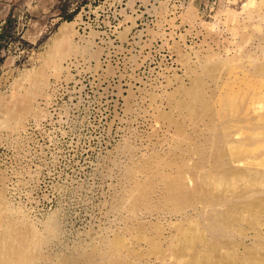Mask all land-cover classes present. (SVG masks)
Segmentation results:
<instances>
[{
    "label": "rangeland",
    "instance_id": "obj_1",
    "mask_svg": "<svg viewBox=\"0 0 264 264\" xmlns=\"http://www.w3.org/2000/svg\"><path fill=\"white\" fill-rule=\"evenodd\" d=\"M210 59L243 70L264 63V0H0V196L9 216L37 229L39 264L116 232L128 263L172 260L182 217L162 202L163 182L136 209L125 194L146 181L145 160L198 159L176 145V122L200 143L205 121L185 118L173 100L199 74L207 94L219 92L228 73H202ZM206 209L184 212L197 219ZM138 232L157 239L164 258ZM257 234L243 224L222 250L242 253Z\"/></svg>",
    "mask_w": 264,
    "mask_h": 264
},
{
    "label": "bare ground",
    "instance_id": "obj_2",
    "mask_svg": "<svg viewBox=\"0 0 264 264\" xmlns=\"http://www.w3.org/2000/svg\"><path fill=\"white\" fill-rule=\"evenodd\" d=\"M251 63L243 70L240 64L207 60L202 71L205 75L216 78L222 69L228 73L218 84L219 92L207 94L199 74L194 83L181 88L179 96L173 94L174 107L185 118L205 121L207 133L200 143L189 141L183 123L176 122V145L197 153L198 159L191 164L173 157L145 160L141 167L147 171L146 181H135L125 194L130 207L136 209L148 205L157 180L163 182L162 202L182 217L175 223L177 233L169 242L172 260L165 264H264V235L259 233L264 227V63L256 59ZM2 203L0 196V264H39L41 238L37 229L9 216ZM195 205L208 208L207 213L191 219L184 210ZM243 224L257 231L256 245L242 253L223 251L232 243L234 232L242 233ZM53 227L49 223L48 228ZM142 227L139 222V230ZM116 233L103 245L79 256H63L56 264H130L128 242ZM137 234L164 258L157 239ZM138 251L143 252V248ZM96 256L102 259L95 261Z\"/></svg>",
    "mask_w": 264,
    "mask_h": 264
}]
</instances>
